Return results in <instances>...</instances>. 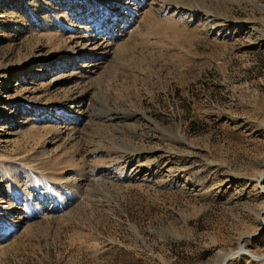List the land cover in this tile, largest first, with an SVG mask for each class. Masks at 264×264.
<instances>
[{"label": "rangeland", "instance_id": "1", "mask_svg": "<svg viewBox=\"0 0 264 264\" xmlns=\"http://www.w3.org/2000/svg\"><path fill=\"white\" fill-rule=\"evenodd\" d=\"M0 136V264H264V0H0Z\"/></svg>", "mask_w": 264, "mask_h": 264}, {"label": "bare ground", "instance_id": "2", "mask_svg": "<svg viewBox=\"0 0 264 264\" xmlns=\"http://www.w3.org/2000/svg\"><path fill=\"white\" fill-rule=\"evenodd\" d=\"M186 8H190L191 9V7L190 6H188V7H186ZM195 8V7H194ZM202 12V11H201ZM173 13H174V11H173ZM184 13V16H190L191 15V13L190 12H188V11H186V12H183ZM173 15V14H172ZM205 15H208V14H206L205 13ZM209 16V15H208ZM207 17V16H206ZM217 25V24H216ZM96 42V41H95ZM101 42V41H100ZM91 43V42H90ZM82 44H84V43H82ZM106 46H107V44H106ZM105 46V47H106ZM103 47V46H102ZM102 47L101 46H99V45H94V44H88V45H82V46H79V48H77V47H68L66 50V55H67V57L68 56H74V57H79V56H85L87 53H90V52H93V53H99V51H101V49H102ZM104 51H107V50H104ZM92 53V54H93ZM95 65H97V64H95ZM95 65H91V66H86V68L88 67V73H91L92 72V70L95 68ZM72 92V91H71ZM83 93H85L84 91H82ZM72 94V93H71ZM80 94H82V93H80ZM71 96H73V97H75V96H78L77 94H75L74 93V91H73V94L71 95ZM98 102V105H99V107H102L103 109L102 110H99L100 112H99V114H110V110L109 109H105L106 107H105V104L101 101V100H98L97 101ZM73 105V104H72ZM146 118V117H145ZM147 120V119H146ZM11 135V134H10ZM8 141V140H7ZM6 141V137H1L0 136V142H7ZM130 154V156L131 155H134L135 153H136V151H131V152H129ZM262 175V174H261ZM262 177V176H261ZM241 250V249H240ZM222 262H223V260H222ZM223 264H224V262H223Z\"/></svg>", "mask_w": 264, "mask_h": 264}, {"label": "water", "instance_id": "3", "mask_svg": "<svg viewBox=\"0 0 264 264\" xmlns=\"http://www.w3.org/2000/svg\"><path fill=\"white\" fill-rule=\"evenodd\" d=\"M240 239H241V238H239L238 243H239V247L242 248L243 246H242V244L240 243ZM242 250H243V249H242ZM253 258H258V257H253Z\"/></svg>", "mask_w": 264, "mask_h": 264}]
</instances>
